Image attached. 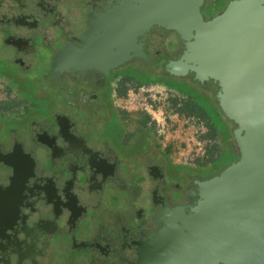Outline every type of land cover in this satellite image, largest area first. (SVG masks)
<instances>
[{"label":"flooded vegetation","instance_id":"1","mask_svg":"<svg viewBox=\"0 0 264 264\" xmlns=\"http://www.w3.org/2000/svg\"><path fill=\"white\" fill-rule=\"evenodd\" d=\"M122 1L0 0V264H140L141 255L153 263L162 229L180 224L199 184L227 166L203 174L104 138L116 134V77L168 80L166 64L184 50L176 32L154 25L137 41L147 59L78 61L87 35ZM219 2L204 0L205 19L222 12ZM193 76L183 80L216 95L213 81ZM12 89L26 108L17 116Z\"/></svg>","mask_w":264,"mask_h":264},{"label":"water","instance_id":"2","mask_svg":"<svg viewBox=\"0 0 264 264\" xmlns=\"http://www.w3.org/2000/svg\"><path fill=\"white\" fill-rule=\"evenodd\" d=\"M203 3L124 0L74 55L114 64L147 59L138 38L154 25L174 31L184 50L166 71L216 83L219 110L234 125L238 158L199 184L197 204L162 229L153 263L141 255L140 264H264V0H230L209 20Z\"/></svg>","mask_w":264,"mask_h":264},{"label":"built area","instance_id":"3","mask_svg":"<svg viewBox=\"0 0 264 264\" xmlns=\"http://www.w3.org/2000/svg\"><path fill=\"white\" fill-rule=\"evenodd\" d=\"M181 98L177 91L163 82L140 83L122 78L113 91L111 101L120 111L146 114L156 128L158 139L162 140L173 127L171 120L173 114L178 113ZM218 148L216 137L197 131L184 142L177 161L182 167L206 169L211 164H206L208 157L218 159Z\"/></svg>","mask_w":264,"mask_h":264},{"label":"crops","instance_id":"4","mask_svg":"<svg viewBox=\"0 0 264 264\" xmlns=\"http://www.w3.org/2000/svg\"><path fill=\"white\" fill-rule=\"evenodd\" d=\"M119 79L120 76H117L116 79L113 81L110 101L112 98L113 91L117 87V84H115V82L117 81L118 83ZM170 87L173 90L177 91L180 95L185 97V106H186L185 114L187 115L193 114L195 117V121L192 122V124L187 125V127L180 126L178 129L167 135L166 143H165L158 139L156 130L154 128L155 126L154 124H152V122L150 121L149 117L146 114L127 113L124 111H120L112 106L113 108L110 107L109 109V116L110 119L115 122L114 125H116L114 126L115 127L114 131L116 132V134L114 135L115 140L118 143H120V145L127 151H133V152L136 151L137 153H143L144 151L148 152V150H153L155 148L157 151L166 154L172 165L177 167H182L181 165H179L177 161L178 156L176 158L172 156V155H176V152H173L176 147H174L172 143L177 141L176 143H179L178 146L179 149L180 145L183 142V139H186L182 137L181 133L183 134V136L187 137V136H191L193 133L197 131L204 132L205 127L203 125L205 123L211 129L210 135L216 137L220 142L221 144L220 155H222L225 147L223 142L224 141L226 142V137L224 139L221 136L219 127L216 125V121L212 120L211 116L207 113V108H205L203 104H201L202 102L198 100V98L193 97L190 92H187L185 90H180L177 87H173V86ZM191 88L193 87L191 86ZM192 90H194L199 96L205 95V92L201 90L196 91V89L194 88ZM199 117L201 118L199 119ZM226 130L225 133L229 135L230 128L229 129L226 128ZM228 138H229V140L227 139V144L229 146L228 153L232 155V153L234 152V150L232 149V139L230 137ZM177 153H179V151ZM219 157L218 159H220ZM214 161L215 160H213L208 167L212 165L214 167V163H213ZM222 167H225L224 164H222ZM220 168L221 167H216V168L214 167L213 170Z\"/></svg>","mask_w":264,"mask_h":264},{"label":"rangeland","instance_id":"5","mask_svg":"<svg viewBox=\"0 0 264 264\" xmlns=\"http://www.w3.org/2000/svg\"><path fill=\"white\" fill-rule=\"evenodd\" d=\"M218 1H220L219 3H220V5L218 6V8L220 9V10H223L224 8H225V6L227 5V1L226 0H208V3L210 4V5H214L215 3H217ZM212 9V8H211ZM212 11H215V9H213ZM208 12H209V10L208 11H205V13L203 12V15L204 16H206L207 14H208ZM167 40L169 41L170 40V37H168L167 38ZM125 77V76H124ZM128 78H130V77H128ZM131 79V78H130ZM173 81V80H172ZM174 82V81H173ZM177 86H179L180 88H182V90H185V91H187V92H190L191 94H192V96L193 97H196V98H198V100H200L202 103L201 104H203V106L205 107V108H207V113L211 116V118H212V120H214V121H216V125L219 127V131H220V134H221V136L225 139V137H226V142L224 141L223 142V144H224V150H223V153H222V155H220V151H221V144H220V142H219V148H218V150H219V158L220 159H218V160H215V159H213V158H211V157H208V160H206V161H208L206 164H209V163H212V161L213 160H215L213 163H214V167L216 168V167H221V168H223L222 167V164H224V166H226V165H229V163H232V161H235L237 158H238V150H237V147H236V144H235V141H234V139H233V135H232V130L234 129V125L233 124H231V122L229 121V120H227L223 115H222V113H221V111L219 110V108H218V106H217V104H216V102L210 97V96H208L207 94H205V95H203V96H199L194 90H192L193 88L194 89H196V91H199L200 89H198V88H196V87H193V88H191V86L190 85H185L184 83L183 84H177ZM181 99H182V102H181V104L179 105V107L177 108V112L178 113H176V114H173V117H172V123H173V127L170 129V131H168V132H166V135H165V138H163L161 141H163V142H165L166 143V137H167V135H169L170 133H172L173 131H175L176 129H178L180 126H185V127H187V125H189V124H192V122H194L195 121V119H194V115L193 114H191V115H187V114H185V112H186V106H185V97H183L182 95H181ZM20 98H22V95L20 94V93H18V92H16V90L15 89H12L11 90V99L13 100V103H16L17 101H18V104L17 105H19L20 106V104H22V102H20L21 100H20ZM16 108H18V107H16ZM13 109V114H16V115H14V116H17V115H20L21 113H24V111L26 110V108H22L21 106L19 107V109ZM30 116L32 115V116H36V115H41L40 113H34V112H32L31 114H29ZM198 117V116H197ZM201 117H199V119H200ZM205 118V117H204ZM203 119V118H202ZM201 119V120H202ZM197 120H198V118H197ZM196 120V121H197ZM204 120V119H203ZM185 122V123H184ZM184 123V124H183ZM134 124V123H133ZM204 127H205V130H204V132H202L203 134H206V135H210V132H211V129L204 123V125H203ZM155 128V127H154ZM226 128L227 129H229L230 128V130H229V135L227 134V133H225V130H226ZM155 130H156V128H155ZM227 131V130H226ZM200 132V131H199ZM156 134H157V131H156ZM194 134V133H193ZM192 134V135H193ZM181 135H182V137H184V138H186V139H183V142H182V144L180 145V148L178 149V146H179V143H176V142H173L172 143V145H174V147H176L175 149H174V151L173 152H176V155H172L174 158H176L177 156H179V153L182 151V146H183V144H184V142H187L188 141V139L192 136H187V137H185V136H183V134L181 133ZM111 136H110V134H109V132H107V135L106 134H104V138H106V139H109V141H110V143L114 146V143L113 142H115L114 140H115V138H110ZM228 137H230L231 139H232V149L234 150V152L232 153V155L231 154H229L228 153V148H229V146H228V144H227V139L229 140V138ZM180 141V140H179ZM177 145V146H176ZM179 151V153H177ZM171 154H173V153H171ZM36 155H37V158L40 160V161H42V159H43V156H44V154H43V151L41 150V149H38L37 150V153H36ZM202 164H204V163H202ZM214 167H213V165L212 166H210V167H208L207 169H200L202 172H203V174H205V173H211L212 171H213V169H214ZM220 168V169H221Z\"/></svg>","mask_w":264,"mask_h":264},{"label":"trees","instance_id":"6","mask_svg":"<svg viewBox=\"0 0 264 264\" xmlns=\"http://www.w3.org/2000/svg\"><path fill=\"white\" fill-rule=\"evenodd\" d=\"M158 28H163V27H158ZM164 29V28H163ZM166 30V29H165ZM167 31V30H166ZM172 32H174V31H172ZM175 33V32H174ZM177 34V33H176ZM146 78V77H145ZM136 79H137V82H140V83H144V82H147V81H143V77H136ZM151 81L150 82H163V83H165L167 86H173V87H177L178 89H180V90H182V88H180L179 86H177V84H187L184 80H183V77H176V76H173V77H170V79H168V80H162V79H157V78H153V79H150ZM174 82H173V81ZM214 85H216V83H214ZM191 86V85H190ZM192 87H195L194 85H192ZM216 87H217V85H216ZM197 88V87H196ZM217 89H218V87H217ZM205 94H207V93H205ZM208 95V94H207ZM208 96H210V95H208ZM214 96H215V94L213 95V98H212V96H210L215 102H216V104H217V99H216V97L214 98ZM218 106V105H217ZM219 108V107H218ZM223 115V114H222ZM231 122V121H230ZM231 124H233L232 122H231Z\"/></svg>","mask_w":264,"mask_h":264}]
</instances>
